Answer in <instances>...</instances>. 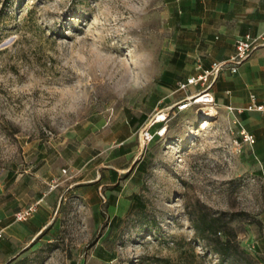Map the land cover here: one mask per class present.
I'll return each instance as SVG.
<instances>
[{
    "label": "rangeland",
    "instance_id": "obj_1",
    "mask_svg": "<svg viewBox=\"0 0 264 264\" xmlns=\"http://www.w3.org/2000/svg\"><path fill=\"white\" fill-rule=\"evenodd\" d=\"M163 9L161 0H0V218L28 207V172L65 168L41 183L62 197L54 221L19 243L28 247L14 264H264L252 247L263 233L262 179L232 114L193 99L177 113L199 85L151 106L168 58ZM141 112L146 121L129 126ZM128 130L145 167L100 187L92 211L94 189L71 186L124 162L108 152Z\"/></svg>",
    "mask_w": 264,
    "mask_h": 264
},
{
    "label": "crops",
    "instance_id": "obj_2",
    "mask_svg": "<svg viewBox=\"0 0 264 264\" xmlns=\"http://www.w3.org/2000/svg\"><path fill=\"white\" fill-rule=\"evenodd\" d=\"M164 3L163 16L168 29V58L163 62L165 68L156 78L155 89L158 92L151 99L152 107L161 105L169 98L170 93H177V83L188 76L196 74V65L208 69L212 63L225 61L235 51L236 40L245 35L252 36L264 31V0H161ZM215 105L224 108L234 117L237 132L243 130L254 136V142L247 144L252 151V157L258 164L257 172L262 179L264 193V111L247 110L251 104L250 95L254 96V104L264 107V45L238 65L236 72L227 67L219 71L212 80L209 89ZM177 95H183L179 92ZM232 108L231 110L228 108ZM145 117V119H143ZM147 119L145 112L138 116L128 115V125L137 128ZM111 160L124 159L116 167L100 165L99 171L90 182L72 184L75 186H91L93 197L89 196L86 205L92 211L98 210L97 190L101 187L114 186L119 188V181L128 172L127 180L141 173L145 163V155L136 152V141L130 130L119 137L117 146L111 148ZM96 153L91 159L95 158ZM36 167V166H35ZM34 167V169H35ZM28 172V205L38 202L36 210L25 221L0 218V264L17 255L25 245L37 237L49 222L51 216L60 209L62 197L52 190L43 191L41 183H47L65 172V168L51 167L47 164L38 171ZM122 172V173H121ZM117 192V189L115 190ZM87 192V191H86ZM90 192V189L88 193ZM106 192V191H105ZM104 202L111 208L117 206L118 197L113 202V192L106 194ZM108 199V200H107ZM263 222L262 236L256 242L255 248L264 257V209L260 214ZM13 252H16L14 255Z\"/></svg>",
    "mask_w": 264,
    "mask_h": 264
},
{
    "label": "built area",
    "instance_id": "obj_3",
    "mask_svg": "<svg viewBox=\"0 0 264 264\" xmlns=\"http://www.w3.org/2000/svg\"><path fill=\"white\" fill-rule=\"evenodd\" d=\"M264 45V31L260 32L254 36L250 34H245L239 37L235 43V51L229 58L225 61L214 62L208 69H201L198 62L196 65V70L198 71L194 75L188 76L184 81H178V89H186L189 86L201 87L200 91L194 95H190L181 100V104L177 106V110L180 111L189 105V101L193 99L195 102L202 103L205 105H214L213 97L211 96L209 89L212 85V80L217 76L219 71L223 68H228L231 72H236L238 65H240L244 60H246L254 50ZM254 96L250 95L251 104L247 106V110H258L264 111L262 105L254 104ZM199 100V101H198ZM232 109V108H228ZM153 123L150 125L152 126ZM149 126V128H150ZM149 128H142L139 133V139L142 143H148L151 141L153 134L150 133ZM241 142L252 144L254 142V136L243 130L240 131ZM38 202L28 205V207L16 211L13 216L14 220L17 222L25 221L29 216H31L36 210V205ZM252 247H255L254 243Z\"/></svg>",
    "mask_w": 264,
    "mask_h": 264
},
{
    "label": "trees",
    "instance_id": "obj_4",
    "mask_svg": "<svg viewBox=\"0 0 264 264\" xmlns=\"http://www.w3.org/2000/svg\"><path fill=\"white\" fill-rule=\"evenodd\" d=\"M179 81H184V80H179ZM176 110V112L178 113V112H180V111H178L177 109H175ZM143 119H145V117L143 118ZM146 120H144L143 122H142V124L145 122ZM144 167H145V164L143 165V168H142V171H143V169H144ZM128 175V172L126 173V174H124L122 177H125V176H127ZM108 200V199H107ZM47 227H45V229H46ZM196 229H197V231L198 232H204V231H211L213 228H212V225H207V226H205V227H201V226H199V225H197L196 226ZM44 232V229L41 231V233L37 236V237H35V239L33 240V241H31V243H33L38 237H40V235L42 234ZM28 247V246H27ZM27 247H25V248H23L19 253H18V255H20V254H22V253H24L25 252V250L27 249ZM16 252H13L12 254L14 255ZM16 257V256H15ZM15 257H11V259H9L7 262H5L4 264H14L17 260H16V258Z\"/></svg>",
    "mask_w": 264,
    "mask_h": 264
},
{
    "label": "bare ground",
    "instance_id": "obj_5",
    "mask_svg": "<svg viewBox=\"0 0 264 264\" xmlns=\"http://www.w3.org/2000/svg\"><path fill=\"white\" fill-rule=\"evenodd\" d=\"M198 101H199V100H198ZM207 111H208V112H212V111H213V110H212V107H211V108H208ZM204 112L206 113L205 110H204Z\"/></svg>",
    "mask_w": 264,
    "mask_h": 264
}]
</instances>
